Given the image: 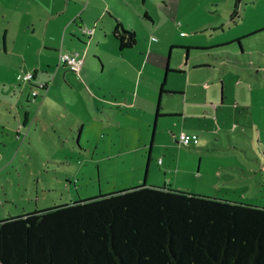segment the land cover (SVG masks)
I'll return each mask as SVG.
<instances>
[{
	"label": "rangeland",
	"instance_id": "obj_1",
	"mask_svg": "<svg viewBox=\"0 0 264 264\" xmlns=\"http://www.w3.org/2000/svg\"><path fill=\"white\" fill-rule=\"evenodd\" d=\"M145 2L155 23L135 25L138 44L125 50L129 54L123 60L110 50L98 59L88 36L76 32L86 49L74 53L80 59L87 56L86 74L60 68L67 70L73 86L62 84L64 71L52 74L45 67L39 79H32L35 87L28 86L26 72L10 82L12 73L0 65V98L8 97L0 100V124H6L3 133L0 127L6 148L0 151V220L68 202L76 194L91 198L143 182L264 207V0ZM45 3L33 5L36 17L52 10ZM233 11L236 17L230 21ZM146 41L157 44L160 60L147 59L142 70L138 52ZM222 42L231 43L212 58L207 50L170 48ZM166 64L170 71L155 121ZM201 64L205 66L194 69ZM178 66L185 72H175ZM151 76L159 80L155 92L148 90ZM41 82L51 85L49 93L39 88ZM120 87L137 95L134 108L120 99L109 101L111 94L122 96ZM13 94L19 102L9 98ZM185 100L203 103L204 112L191 118L187 111L178 120L166 116L182 114ZM22 107L31 116L24 126L23 116L12 119ZM192 132L198 142L178 146V136Z\"/></svg>",
	"mask_w": 264,
	"mask_h": 264
},
{
	"label": "trees",
	"instance_id": "obj_2",
	"mask_svg": "<svg viewBox=\"0 0 264 264\" xmlns=\"http://www.w3.org/2000/svg\"><path fill=\"white\" fill-rule=\"evenodd\" d=\"M234 17L235 11L229 20ZM112 34L120 50L136 43L135 33L119 23ZM229 43L182 49L217 57ZM169 71L166 65L159 96ZM0 264H264V207L144 182L75 196L1 219Z\"/></svg>",
	"mask_w": 264,
	"mask_h": 264
},
{
	"label": "crops",
	"instance_id": "obj_3",
	"mask_svg": "<svg viewBox=\"0 0 264 264\" xmlns=\"http://www.w3.org/2000/svg\"><path fill=\"white\" fill-rule=\"evenodd\" d=\"M42 1L46 2V7H48V5L52 7V10H43L41 14L42 16L36 17L33 5L39 3L40 0H0V29L2 32V42L0 44V65L4 67V71H10L12 73V75L9 76L10 82L14 80L17 81L18 72H32L34 79L37 80L39 79V72L45 67L49 69L48 71L52 70V74L58 73L61 70L64 71L61 76V78L63 79L62 84H69L73 86L67 74V70L60 69L64 68V66L58 64V55L59 53L63 52H78V47L86 49V47H82L83 45H85V43L82 39H80L81 37L76 34V32L78 31L81 32L82 27L93 28V32L88 36V42L89 46L91 44L94 45V49H91V52L94 53L95 56H98V59L101 60L99 54H103L106 52V50H110L112 54L114 53L119 57L120 60H123L124 55L129 54L128 51L125 50H128L130 48L132 49L134 47L125 48L122 50L118 48L117 41L112 34L116 23H119L124 29L132 30L135 33V36H137L138 33V30L135 26L136 24L138 26L140 24H144L143 20H148L153 25L155 23L150 15V12L147 10L148 8L146 6L145 0ZM139 21L141 23H138ZM34 23H36L37 26H35ZM223 43L226 42L218 43L217 45H222ZM136 44H138L137 39L135 45ZM176 47L183 48L190 46ZM156 49L157 44L151 42L148 43L147 41L146 46H142L140 48V51L138 52V58L141 60L140 67L142 66V70L145 69L147 59L151 58L150 60H157L160 58V56L157 54ZM222 51L226 52L224 49ZM143 52L145 53L144 56ZM87 59V56H85V59L82 58V65L76 73L81 75V77L83 74H86L85 62L87 63ZM201 65L195 66L194 69L201 68ZM157 66L159 68V65H156V67ZM175 70H182V68L178 66V68H176ZM45 71L44 73H46ZM81 77L80 79L82 80V82L86 84L87 80H83ZM151 77V84H149L148 90L153 91L156 90L159 80L153 76ZM154 80L156 81V83L153 84ZM204 85V87L206 88L205 90H208V84L204 83ZM28 86L35 87L32 84H28ZM50 86L51 85H49L48 82H44V88L42 89V91L46 94L49 93ZM119 89L121 90L120 92L123 93L122 96L115 99V96L111 94V98H108L110 99L109 101H119L120 99L121 101L119 102L121 104L125 103L126 105H128L129 109L134 108V105L136 103H139V101L137 102V95L130 96L128 91L122 89L121 87ZM125 92H127V94ZM6 97L7 96L5 95L2 98ZM2 98H0L1 101H3ZM9 98H15L17 102L20 101V97L14 94ZM46 98L47 96L43 99V101H45ZM159 102L160 96L158 94L157 105ZM50 106L51 101L49 97L48 103L46 105V115L50 113ZM26 107H28V105H26ZM26 107H22V111L14 112L13 114H15V116L12 117V119L14 118L13 120L17 122L18 120H22L23 116V126L31 117L29 111L26 110L28 109ZM187 111H191L190 117L192 118L194 117V115H200L204 112V105L200 102L190 103L185 100L182 114H166V116H177V120L178 117L179 119H185L187 116ZM34 120L37 122L36 118ZM0 127L1 133H3V129H5L6 124H0ZM82 128L83 126L79 128V132L82 130ZM69 129V133L72 132V128L69 127ZM190 134L195 135V133L193 132ZM19 135V133H16V139L19 137ZM0 137L3 138L2 134ZM175 138L176 136H173V140H175ZM1 149H6L4 148V142L2 140L0 141V151H2ZM5 154L6 153H4L2 156H5ZM2 158L3 157H1L0 155V160H2ZM220 169L223 170L225 168L220 167ZM48 207L50 206H47L46 208Z\"/></svg>",
	"mask_w": 264,
	"mask_h": 264
},
{
	"label": "built area",
	"instance_id": "obj_4",
	"mask_svg": "<svg viewBox=\"0 0 264 264\" xmlns=\"http://www.w3.org/2000/svg\"><path fill=\"white\" fill-rule=\"evenodd\" d=\"M81 32L84 35H90L93 32V28L82 27ZM58 64L64 67H68L69 69L77 73L82 65V59L79 58L77 53L63 52V53H59L58 55ZM24 79L27 80L28 82H31L32 79H34L33 73L27 72L24 75ZM39 88H44V82L39 83ZM32 95H36L35 92H33ZM196 142H197L196 135H191L190 137H188L184 133H181L178 136V140H177L178 146H185V147L190 143H196Z\"/></svg>",
	"mask_w": 264,
	"mask_h": 264
},
{
	"label": "water",
	"instance_id": "obj_5",
	"mask_svg": "<svg viewBox=\"0 0 264 264\" xmlns=\"http://www.w3.org/2000/svg\"><path fill=\"white\" fill-rule=\"evenodd\" d=\"M186 62V59L184 60V63ZM154 125H155V123L153 124V129H154ZM151 146V143H150V145H149V147Z\"/></svg>",
	"mask_w": 264,
	"mask_h": 264
},
{
	"label": "bare ground",
	"instance_id": "obj_6",
	"mask_svg": "<svg viewBox=\"0 0 264 264\" xmlns=\"http://www.w3.org/2000/svg\"><path fill=\"white\" fill-rule=\"evenodd\" d=\"M87 36H89V35H87ZM59 66V65H58Z\"/></svg>",
	"mask_w": 264,
	"mask_h": 264
}]
</instances>
